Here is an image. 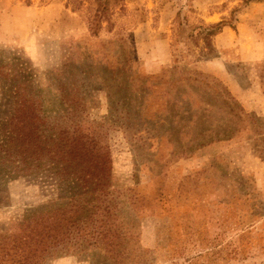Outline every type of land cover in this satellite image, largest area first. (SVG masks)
<instances>
[{
  "label": "rangeland",
  "instance_id": "rangeland-1",
  "mask_svg": "<svg viewBox=\"0 0 264 264\" xmlns=\"http://www.w3.org/2000/svg\"><path fill=\"white\" fill-rule=\"evenodd\" d=\"M103 1L109 22L94 20L97 0H0V111L17 93L109 154L118 220L130 228L122 264H264V159L253 143L173 158L143 140L147 128L119 99L145 76L197 71L264 123V0ZM217 23L207 49L197 27ZM55 184L46 167L0 178V236L55 199ZM106 256L88 248L41 264H115Z\"/></svg>",
  "mask_w": 264,
  "mask_h": 264
},
{
  "label": "trees",
  "instance_id": "trees-1",
  "mask_svg": "<svg viewBox=\"0 0 264 264\" xmlns=\"http://www.w3.org/2000/svg\"><path fill=\"white\" fill-rule=\"evenodd\" d=\"M97 2L94 20L109 22L101 9L105 2ZM222 26L197 27L207 49L210 37ZM125 80H131L130 75ZM127 86L129 95H119L125 114L147 128L142 130L144 141L165 143L173 158L188 157L213 143L243 139L251 141L264 159V123L246 113L217 79L197 71L170 70ZM262 87L264 92V83ZM14 98L11 112L0 111V178L46 167L56 181L57 196L30 211L17 233L0 236V263L41 264L47 257L98 248L122 264L126 258L116 248L130 228L118 220L109 154L79 129L49 123L22 95L15 93ZM129 201L134 207V199ZM133 228L136 232L138 224Z\"/></svg>",
  "mask_w": 264,
  "mask_h": 264
}]
</instances>
